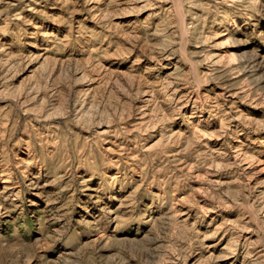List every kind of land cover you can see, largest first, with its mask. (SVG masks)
<instances>
[{
  "label": "rangeland",
  "instance_id": "374dc122",
  "mask_svg": "<svg viewBox=\"0 0 264 264\" xmlns=\"http://www.w3.org/2000/svg\"><path fill=\"white\" fill-rule=\"evenodd\" d=\"M81 3L0 0L4 243L36 245L61 264L73 250L44 230L59 231L68 217L91 223L104 208L116 215L133 195L118 175L126 170L147 177L153 193L179 190L139 227L104 233L110 264H142L145 248L155 264H264V0H99L91 13ZM73 111L76 123L66 125ZM41 138L49 155L38 161L32 145ZM211 184L228 195L217 198ZM136 197L138 209L150 202ZM169 209V238L145 243ZM17 217L31 230L18 242L9 239ZM192 232L203 243L181 260L173 241Z\"/></svg>",
  "mask_w": 264,
  "mask_h": 264
},
{
  "label": "clouds",
  "instance_id": "9594fccd",
  "mask_svg": "<svg viewBox=\"0 0 264 264\" xmlns=\"http://www.w3.org/2000/svg\"><path fill=\"white\" fill-rule=\"evenodd\" d=\"M5 3H7V0H5ZM93 3L98 5L99 0H82L81 10L91 13L93 9L89 8L88 5ZM109 35H116L115 30L110 32ZM113 43H115V41H113ZM135 63L138 64L139 60L137 59ZM145 71H150V69H146ZM213 78L215 77H213L210 73L209 79ZM258 79H264V75ZM18 107L22 108L23 105L19 104ZM185 119L187 120L188 118ZM74 123H76L75 111L69 115L65 124L71 125ZM117 134L125 135L123 131ZM125 139H127L126 135ZM144 142L145 141L137 137L136 150L140 151L145 159H150V154L143 152ZM32 147L35 148V159L38 161L47 159L49 153L45 151L46 141H44L42 138L37 139L35 140V143H33ZM118 175L121 176L122 187L131 186L133 188V195L123 202L122 209L118 210L116 215H114L108 208H104L102 210V214H100L91 223L86 221L73 223L71 222L70 217H68L65 219L64 227L59 231L53 230L50 227L44 230V239L48 240L51 244L59 242L66 248L73 250L70 253H65L64 257L61 259V264H110V261L115 260L116 257H106L100 254L101 250L109 246L110 243V238L104 235V233L111 231L114 238L116 233L123 229L139 227L146 219H148L158 210H162L163 206L168 202V200L174 198L175 190H179V186H176L175 188L167 187L164 188V191L162 192L153 193L150 183L147 181V177H145V180L142 183L137 180L135 175L126 170L123 173H118ZM192 178L194 177H188V179ZM174 179L175 177L168 179V184L172 185ZM113 182V180L109 181L110 184ZM157 183L159 185V182ZM159 186L164 187L163 185ZM209 188L213 192H216L218 189L220 190L217 198H219L220 195L225 197L228 195V193L223 192V189H221L218 184H211L209 185ZM252 191H255V189ZM137 193L141 194L142 196H147L148 200L150 201L149 203L143 204L141 207H139V209L137 208L139 203V200L136 197ZM260 198L264 199V192L260 193ZM212 206L216 207L215 204ZM220 206L223 207L224 205L220 204ZM169 211L173 212V215L168 217V222L163 227L153 229L150 233V239L146 240L145 243H154L155 241L169 238L168 229L171 227V222L175 220L176 216L174 209H169ZM56 212L59 213V209H57ZM66 215V213H60L62 219H64ZM134 221L138 223H134ZM13 223L14 227L9 239H13L18 242L24 234L31 236V230L26 223L22 222V217L15 218ZM113 225H115L114 228ZM194 227L195 226L193 225L192 228L194 229ZM22 229L23 232L21 231ZM88 233L95 234L97 238L95 242L90 243L85 248L81 245L80 240L82 235ZM194 240H200V243H203L202 239H200L199 235L195 232H192L191 236L186 233L179 234L177 235L176 240L173 241L177 244V247L181 252V260L183 259L184 255L190 254V249ZM4 241L5 238L0 236V245H2V251L7 257L6 264H31V260L33 259H35L36 264H49L47 258L40 252L36 245H23L17 243L15 246H13L5 244ZM144 252L146 253V256L138 257L142 260V264H155L154 259H149V257L154 255L155 250L152 248H145ZM124 255L127 256L129 260L133 259L131 254L126 251L124 252ZM121 264H123L122 261Z\"/></svg>",
  "mask_w": 264,
  "mask_h": 264
}]
</instances>
